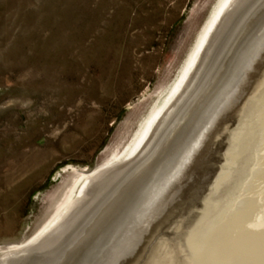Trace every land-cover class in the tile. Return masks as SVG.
<instances>
[{"label": "rangeland", "instance_id": "rangeland-1", "mask_svg": "<svg viewBox=\"0 0 264 264\" xmlns=\"http://www.w3.org/2000/svg\"><path fill=\"white\" fill-rule=\"evenodd\" d=\"M221 2L0 0V264H79L110 242L111 229L148 190L152 180L143 175L152 174L158 160L135 165L108 190L85 196L87 207L74 212L76 225L61 236L55 232L50 246L22 258L4 256L11 245L43 233L75 200L77 169L102 165L136 140L182 76ZM223 15L179 93L171 124L178 118L192 127L207 110L222 75L248 45L242 42L263 29L264 0H238ZM167 119L161 118L153 140L166 138ZM182 126L166 138L164 167L184 141ZM92 238L101 244L95 247Z\"/></svg>", "mask_w": 264, "mask_h": 264}, {"label": "water", "instance_id": "water-1", "mask_svg": "<svg viewBox=\"0 0 264 264\" xmlns=\"http://www.w3.org/2000/svg\"><path fill=\"white\" fill-rule=\"evenodd\" d=\"M248 45L190 125L176 187L135 199L109 251L79 264H264V26Z\"/></svg>", "mask_w": 264, "mask_h": 264}, {"label": "bare ground", "instance_id": "bare-ground-1", "mask_svg": "<svg viewBox=\"0 0 264 264\" xmlns=\"http://www.w3.org/2000/svg\"><path fill=\"white\" fill-rule=\"evenodd\" d=\"M237 2H238V0H222L219 7L217 9H215L216 11H214V15H212L210 21L208 22L207 26L205 27V30H204L201 38H200V41L197 45V48L194 51V53H192L190 59L188 60L187 65L184 68L182 76L180 78H178V81L174 84V86L172 87L170 92L167 94V96L165 97L163 102L155 109V111H153L151 116L144 123V125L142 126V129H141L138 137L136 138V140L131 142L124 149V151H122L121 153H119V152L114 153L112 155V157L109 158L108 161H106L102 165L96 166L94 168L84 167V168L77 169L81 173V176L79 177V179L77 180V182L74 185L75 188H74L73 192L75 193V200L69 206H66L58 214L56 219L47 227V229H45V231L43 233H41L39 236H37L35 239H33L32 241L27 242V243L11 245V247L9 246L10 248L4 253L5 258H9L12 256H18L20 258H22L24 256L26 257V255H28V253H30V252H36L37 249H44V248L50 246V244H52L54 242V240L56 239L54 237L55 236L54 233L58 231L59 235L61 236L74 223V221L76 220V217H77L76 214H78V212H80L81 209H82L81 211H83L87 207V204H85L84 199H83L85 196H87L89 194L97 196L99 194V191L101 190V188H105V190L106 189L108 190L110 185H112L113 183H115L116 180H118V177H120L122 175H126L128 172H130V170L133 169V167L135 165L145 163V166L146 165L152 166L154 161L156 162L158 160L156 163L157 165L154 163L156 167L155 168L153 167L154 169L152 171V174H150L149 176L143 175V176H145V179H144L145 181L149 180V179L152 181L150 183V186L148 184L149 182H147L148 190H145L144 192H142V194H139L138 199L144 197V201H146L147 199L151 198L154 193L157 194V192L159 190H166L169 187L171 188L173 185H174V187H176V184L178 183V155H179V151L181 150L180 147L183 145V143H182L183 141L180 143L179 147H178V143L175 145L174 152L171 155L172 160L170 159L171 162L167 158L168 157L167 156L166 162L169 164L166 167L161 165V162L162 161L164 162L166 160V159L163 160L164 154L161 155V153H162L163 149H165L166 145L171 140V139H169V140H167V139L172 136V133L175 130L174 127L178 126L179 128H181V126H182L181 125L182 120H180V119L178 120V118H176V120L172 124L170 123L172 121L173 117H176L175 112L173 115V109L175 107L176 101L179 98V93L187 87L188 82H189V78H190L192 72L195 71L196 68H198L200 61L204 58L203 57L204 56L203 51H205L207 46L210 44V42H212V40L215 36L214 34H216L215 30L217 31L218 26L220 25L221 21L224 18L223 13L225 12V14H226L232 8V6ZM250 34L251 35L246 37V39L242 42L243 46L245 43H247V42L249 43V40H251V38L254 36V33H250ZM247 46H245L246 48H244L243 50L240 51L239 57H245V54L247 52L246 51ZM202 49H204V50H202ZM240 59H242V58H240ZM235 61L230 64L231 67L229 68V70L225 74L222 75L221 82L214 89V91H215L214 97H216V95H218L219 92H221L223 90V84L222 83L223 82L226 83L228 81V77H229V74L231 73V71L235 70V67H236ZM183 108H185V107H183ZM165 115H167V118H168L167 119L168 122L166 123V127L168 126L167 130L170 131L166 136L167 139L165 138V136H163L162 137L163 139L161 140V135H160L159 137H157V139L155 138L153 140L155 130H156L161 118L165 117ZM202 115H203V112H200V114L198 113V115L195 117V121L197 122V121L201 120L198 118H200ZM171 116H172V118L169 119ZM164 128H163V131H164ZM182 129L184 131H186L185 132L186 136L184 135L185 137L183 138V139H185V138H187L188 135H190L191 129H189L188 126H185V125L182 126ZM186 141H187V139H185V142ZM183 150L184 151L187 150L186 147H184ZM157 177L159 179H157ZM115 184H117V183H115ZM149 187H150V189H149ZM138 188H139V186L134 189V193L132 194L134 197H136L135 193H137L136 190H138ZM124 189H125V187L121 191H123ZM97 191H98V194H97ZM128 200H131V197L126 199V201H128ZM75 211H77V213L74 215ZM120 212H122V211L119 210L116 214L111 216V218L109 219L110 222H108L107 224L113 225L114 220L117 219V217L121 214ZM118 213H120V214L118 215ZM66 216L68 217V219L64 220V218H66ZM123 217L129 218V215L127 216V212H125ZM74 225H76V223H74ZM100 230H101V228L99 230L97 229V232L98 231L100 232ZM111 230H112V234H111L112 238L110 236V238H109L110 242H112V240H114L115 237H118L119 233L122 231L121 229L114 228V227ZM113 231H114V233H113ZM123 232H124V230H123ZM92 240H93L92 241L93 243L95 241H97V239H93V238H92ZM100 244L96 245V242H95L94 246L98 247ZM104 244H105V242H104ZM112 244H113V242L108 244V245H106V244L104 245L106 252H107V250L109 251V248L112 246ZM103 245L99 246L97 250L94 249L95 252H93V253L91 252L89 255V258L88 257L87 258L91 259L92 255L94 253L97 254L98 252H101L102 250H104ZM85 246L86 247H85L84 251L82 252L83 254H85L87 249L90 247V245H85ZM95 247H93V248H95ZM87 255L88 254L83 255V258L86 257ZM2 260L4 262L6 261V259H2ZM84 262H86V261H84Z\"/></svg>", "mask_w": 264, "mask_h": 264}]
</instances>
